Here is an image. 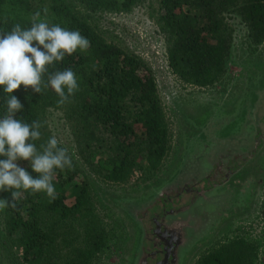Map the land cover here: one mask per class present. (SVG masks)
<instances>
[{
  "label": "trees",
  "instance_id": "16d2710c",
  "mask_svg": "<svg viewBox=\"0 0 264 264\" xmlns=\"http://www.w3.org/2000/svg\"><path fill=\"white\" fill-rule=\"evenodd\" d=\"M145 1L0 0V29L10 31L15 23L28 28L30 16L40 11L49 24L78 30L90 40L86 52L77 50L48 66L49 72L71 68L76 74L79 90L69 103L58 106L59 97L50 88L36 93L21 85L12 95L23 104L16 118L27 123L42 121L48 106L63 108L73 120L82 158L97 174L113 181L128 180L136 169H143L149 177L170 148L171 130L153 67L140 54L108 37L93 16L100 10L129 12ZM158 1L157 22L169 64L185 82L205 86L225 76L235 31L228 13L240 15L252 43L264 41V0ZM4 95L0 86V118L6 112ZM33 143L39 148L44 142L41 138ZM30 172L34 178L38 175ZM56 172L57 199L29 190L22 192L15 209H5V241L23 247L26 264H96L113 232L98 212L86 179L71 201L66 199L67 184L79 168ZM261 215L264 218V196ZM258 252L255 240L235 237L205 250L193 264H257Z\"/></svg>",
  "mask_w": 264,
  "mask_h": 264
},
{
  "label": "flooded vegetation",
  "instance_id": "af4514ba",
  "mask_svg": "<svg viewBox=\"0 0 264 264\" xmlns=\"http://www.w3.org/2000/svg\"><path fill=\"white\" fill-rule=\"evenodd\" d=\"M256 73L235 99H190L182 108L180 158L170 174L114 197L130 232L104 264H180L196 239L215 236L206 231L218 218L250 205L264 150V72ZM0 264H7L2 251Z\"/></svg>",
  "mask_w": 264,
  "mask_h": 264
},
{
  "label": "rangeland",
  "instance_id": "374dc122",
  "mask_svg": "<svg viewBox=\"0 0 264 264\" xmlns=\"http://www.w3.org/2000/svg\"><path fill=\"white\" fill-rule=\"evenodd\" d=\"M158 9V0H146L129 12L100 10L93 13L99 28L108 37L140 54L155 71L159 96L171 130L170 148L155 173L147 177L143 169H136L131 178L126 181H113L97 174L93 167L82 158L73 120L68 117L66 111L63 108L48 106L42 113V122H46L41 128L43 142L49 137L55 136L60 145L69 150L73 165L79 168L75 179L67 184L66 199L71 201L75 189L86 179L98 212L103 217L109 231L113 232L96 264H104L112 258L115 259L117 251L125 248L126 243L124 244V242H127L129 237V225L122 215L121 209L116 206L114 197L125 192H142L149 189L145 187L159 185L177 164L181 152L179 128L182 108L189 104L190 99L196 101L210 98L222 101L224 97L230 96L235 99L243 86L242 92L251 87L247 83L249 76L253 77L252 74L255 72L259 75L264 72V41L260 44L252 43L248 37L246 23L239 14L231 12L227 16L235 27L234 42L225 76L221 80L205 86L185 82L172 70L169 64L166 41L157 22ZM246 84L248 85L246 86ZM243 94L241 93L242 98ZM95 161H100L99 155H96ZM17 163L31 174L28 161L23 160L21 164L19 161ZM256 165L260 171L257 175L255 192L250 205L242 211L228 213L225 217L218 218L220 222L214 228L211 224L206 231L209 236L211 234V236H215L207 242L204 241L205 239L202 241L196 239L194 245L185 250L180 264H193L205 250L235 237L255 240L259 244L257 264H264V218L261 215L264 196V150L256 160ZM10 198L11 192H0V199ZM5 209L0 210V251H2V256L7 264H26L23 247L12 245L11 241H5L3 232L4 221L7 219ZM201 245L202 248L198 250Z\"/></svg>",
  "mask_w": 264,
  "mask_h": 264
},
{
  "label": "clouds",
  "instance_id": "9594fccd",
  "mask_svg": "<svg viewBox=\"0 0 264 264\" xmlns=\"http://www.w3.org/2000/svg\"><path fill=\"white\" fill-rule=\"evenodd\" d=\"M47 15V9L44 10ZM31 25L22 28L13 24L10 31L0 29V86H3L6 112L0 118V192H11V199H0V210L17 207L22 192H44L50 200L57 199L53 181L56 170H74L73 159L66 147H61L55 136L49 137L39 148L33 141L41 139L44 123H31L16 118L23 104L12 93L21 85L36 93L52 89L58 95V106L70 102L79 90L76 74L71 68L48 71L54 62L63 61L66 55L86 52L90 40L78 30H69L59 24H49L36 11L30 16ZM37 42L33 46V42ZM41 48L43 50H41ZM30 54V55H27ZM29 162L38 175L34 178L19 166L18 161Z\"/></svg>",
  "mask_w": 264,
  "mask_h": 264
}]
</instances>
